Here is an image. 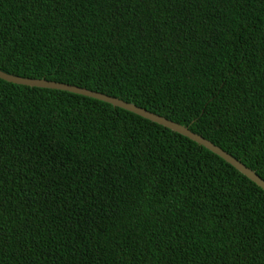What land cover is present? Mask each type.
Returning <instances> with one entry per match:
<instances>
[{
  "label": "trees",
  "instance_id": "1",
  "mask_svg": "<svg viewBox=\"0 0 264 264\" xmlns=\"http://www.w3.org/2000/svg\"><path fill=\"white\" fill-rule=\"evenodd\" d=\"M0 70L264 180V0H0ZM0 264H264V192L135 114L0 79Z\"/></svg>",
  "mask_w": 264,
  "mask_h": 264
},
{
  "label": "water",
  "instance_id": "2",
  "mask_svg": "<svg viewBox=\"0 0 264 264\" xmlns=\"http://www.w3.org/2000/svg\"><path fill=\"white\" fill-rule=\"evenodd\" d=\"M0 79L15 85L27 86L30 88L58 90V91H64V92L88 97L91 99H95L107 103L115 108H119L127 112H130L132 114H135L145 120L150 121L151 123L157 124L160 127H164L168 130L170 129L171 132L179 134L189 139L190 141L196 143L198 146H201L206 150L210 151L211 153L215 154L216 156L221 158L228 165H230L237 172H239L241 175H243L245 178H247L250 182L255 184L258 188H260L264 192V180L261 177H259L255 171L245 166L242 162H240L235 157H233L226 151L222 150L220 147L213 144L209 140L192 132L187 127L175 123L165 117L147 111L144 108L137 107L136 105L125 102L119 98L108 96L100 92L91 91L85 88H80L73 85L58 83L45 79L22 78L4 73L1 70H0Z\"/></svg>",
  "mask_w": 264,
  "mask_h": 264
}]
</instances>
